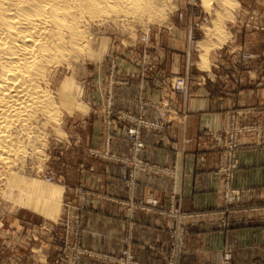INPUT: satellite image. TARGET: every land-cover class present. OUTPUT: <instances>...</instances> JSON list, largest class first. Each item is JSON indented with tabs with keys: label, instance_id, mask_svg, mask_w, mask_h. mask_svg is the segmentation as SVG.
Wrapping results in <instances>:
<instances>
[{
	"label": "rangeland",
	"instance_id": "1",
	"mask_svg": "<svg viewBox=\"0 0 264 264\" xmlns=\"http://www.w3.org/2000/svg\"><path fill=\"white\" fill-rule=\"evenodd\" d=\"M202 2L165 0L157 18L118 22L122 27H113L116 22L92 25V51L55 75L59 118L43 131V154L26 166L29 179L7 189L0 183V264H152L136 256L139 221L148 213H176L171 207L161 209L156 198L134 196L138 172L161 171L141 156L144 132L165 127V121L145 116L147 107L157 106L149 97L200 93L207 84L211 94L220 96L249 81H264V0ZM158 67L190 71L176 74ZM127 98L133 99L134 109L126 107ZM243 115L241 109L228 111L223 130V161L217 169L222 229L232 224V212L243 207L242 190L232 186L237 153L258 144L247 140L261 135L260 126L253 119L243 122ZM118 141L127 145V153L110 152ZM109 161L128 167L126 196L112 200L122 210L105 209L104 201L111 200L94 196L95 167ZM34 185L53 193L55 215L29 195ZM136 211L143 217L137 219ZM187 218H176L167 246L148 243L142 249L156 258L164 255L166 264H182L186 237L193 232ZM109 220L118 223L111 234ZM110 239H117V247L107 246ZM219 264H234L230 252Z\"/></svg>",
	"mask_w": 264,
	"mask_h": 264
},
{
	"label": "crops",
	"instance_id": "2",
	"mask_svg": "<svg viewBox=\"0 0 264 264\" xmlns=\"http://www.w3.org/2000/svg\"><path fill=\"white\" fill-rule=\"evenodd\" d=\"M158 68L176 74L190 71V67ZM149 98L157 106L147 107L145 116L165 121V127L161 132H144L141 156L161 167V171L138 172L134 196L156 198L161 201V209L171 207L176 216L148 213L140 219L142 213L135 212L134 216L140 219L136 229L137 258L166 264L164 255L153 257L142 246L148 243L167 246L170 231L178 226L176 218L186 215L193 232L186 237L182 264H219L226 252H230L234 264L264 262V81H249L236 92L220 96L211 94L207 84L200 88V93L171 91L164 98L158 94ZM126 101V107L134 109L133 99ZM231 109L243 110V122L253 119L260 126L261 135L247 140L258 144L243 147L237 153L232 186L242 190L243 207L232 212V224L222 229L221 180L217 169L223 161V130ZM127 151V145L120 141L110 146L111 153ZM95 171V198L111 200L104 201L105 209L122 210L112 200L126 196L127 165L109 161L103 167L100 163ZM114 223L118 224L109 220L110 234ZM116 240L110 239L107 246L117 247Z\"/></svg>",
	"mask_w": 264,
	"mask_h": 264
},
{
	"label": "bare ground",
	"instance_id": "3",
	"mask_svg": "<svg viewBox=\"0 0 264 264\" xmlns=\"http://www.w3.org/2000/svg\"><path fill=\"white\" fill-rule=\"evenodd\" d=\"M164 1L0 0V183L4 189L29 179L26 166L39 157V146H45L43 131L60 113L53 91L55 75L63 67H73L90 49L92 25L116 22V27L129 19H154L163 12ZM39 190L34 185L29 195L55 215L57 209L50 204L53 193Z\"/></svg>",
	"mask_w": 264,
	"mask_h": 264
}]
</instances>
